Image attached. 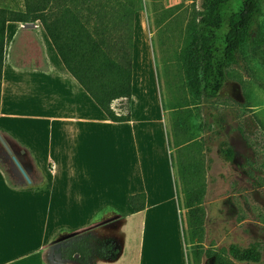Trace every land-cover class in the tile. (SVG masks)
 <instances>
[{
  "label": "crops",
  "instance_id": "obj_1",
  "mask_svg": "<svg viewBox=\"0 0 264 264\" xmlns=\"http://www.w3.org/2000/svg\"><path fill=\"white\" fill-rule=\"evenodd\" d=\"M135 15L131 118L122 122L111 121L67 71L39 21L33 28L2 23L0 133L26 155L33 179L14 182L0 160V264H79L49 251L55 234L71 231L73 236L96 231L123 242L118 257H93L91 264H126L128 240L148 222L156 240L164 242L171 231L177 263L188 264L173 166L185 138L175 132L170 146L165 110L140 97L150 35L142 21L143 34H138ZM26 53L32 64L18 65ZM96 153L103 154L102 163ZM136 192L146 195L145 208L138 212L127 202ZM118 213L117 219L105 221Z\"/></svg>",
  "mask_w": 264,
  "mask_h": 264
},
{
  "label": "rangeland",
  "instance_id": "obj_2",
  "mask_svg": "<svg viewBox=\"0 0 264 264\" xmlns=\"http://www.w3.org/2000/svg\"><path fill=\"white\" fill-rule=\"evenodd\" d=\"M258 1L261 7L258 22L241 47L237 63L227 68L224 85L213 99L204 96L186 66L185 52L199 0H141V10L135 15L138 34H143V22L150 35L148 52L141 64L145 85L140 97L165 110L169 145L174 144L175 132L184 137L181 148L186 151L184 146L190 144L188 155L205 168L201 228L188 226L186 208H181L179 215L186 251L191 256L199 252V264H214L217 254L227 256L231 243L256 246L261 261L248 264H264V0ZM23 8V0H0V27L8 10ZM32 60V55L26 53L17 64L28 67ZM126 105L125 101L114 103L116 110L125 109ZM197 136L201 137L196 139ZM221 141H226L233 150L230 161L221 156ZM176 155H173L175 169ZM96 156L102 163L103 154ZM165 190L164 197L168 195ZM179 195L182 207L183 195ZM122 205L129 208L127 202ZM164 223L170 227L169 222ZM151 225L148 222L138 227L127 242L128 257L122 260L126 264L131 263L130 259L133 264H178L171 231L164 242L156 240ZM98 242L96 238L92 241L95 247ZM121 247L123 244H119Z\"/></svg>",
  "mask_w": 264,
  "mask_h": 264
},
{
  "label": "trees",
  "instance_id": "obj_3",
  "mask_svg": "<svg viewBox=\"0 0 264 264\" xmlns=\"http://www.w3.org/2000/svg\"><path fill=\"white\" fill-rule=\"evenodd\" d=\"M23 6L22 10H8L5 20L39 21L67 71L107 117L114 122L130 120L133 25L135 13L141 10V0H23ZM260 15L258 0H199L185 58L188 73L201 86L206 98L218 97L227 68L237 63L241 47L250 39ZM4 46L5 37L0 32V89ZM117 100L127 103L125 109L113 107ZM189 148L190 144L184 146L186 151L177 149L175 187L179 208L187 209L188 226L201 228L205 168L188 155ZM219 149L225 161L233 158V150L226 141L220 142ZM127 202L134 212L141 211L145 208L146 195L130 194ZM117 252L96 253V257L114 258ZM76 253L79 264H91L87 238L73 240L64 255L71 258ZM200 257L199 252L193 256L187 253L188 264L190 259L193 264H199ZM261 258L256 246L231 243L227 256L217 254L214 264L259 263Z\"/></svg>",
  "mask_w": 264,
  "mask_h": 264
},
{
  "label": "flooded vegetation",
  "instance_id": "obj_4",
  "mask_svg": "<svg viewBox=\"0 0 264 264\" xmlns=\"http://www.w3.org/2000/svg\"><path fill=\"white\" fill-rule=\"evenodd\" d=\"M0 160L6 164L14 182L23 185L32 182L33 171L30 167L31 165L28 158L26 155L21 153L20 147L16 144V142L4 133H1L0 136ZM68 233L69 232H63L60 233L59 236L66 235ZM77 237L87 238L91 255L90 261H92V258L96 253H115L119 249V241L117 238L108 234H101L93 231L80 236H67L64 239L55 242H51V239L49 244V251L51 255L62 260L77 261L78 257L76 258L75 254H73L71 258L65 257L64 255L69 244ZM95 238L99 240V245L97 247H95L92 243Z\"/></svg>",
  "mask_w": 264,
  "mask_h": 264
},
{
  "label": "water",
  "instance_id": "obj_5",
  "mask_svg": "<svg viewBox=\"0 0 264 264\" xmlns=\"http://www.w3.org/2000/svg\"><path fill=\"white\" fill-rule=\"evenodd\" d=\"M22 25H23V27L24 28H33L34 26H35V24L33 23V22H29V23H22ZM0 136H1V133H0ZM119 213L118 214H114V215H112L111 217H109L108 219H106L105 221H113V220H115V219H117L118 217H119ZM76 232H69L68 234H66V235H61V236H59V234H57V235H55V237L52 239V241L51 242H55V241H58V240H61V239H64V238H66L67 236H71V235H74ZM122 244H123V242H121V246H122ZM122 247L121 248H119V250H118V252H117V254H116V257H118L121 253H122ZM75 257L77 258L78 257V254L76 253L75 254Z\"/></svg>",
  "mask_w": 264,
  "mask_h": 264
}]
</instances>
